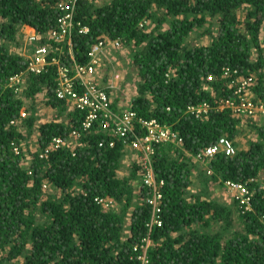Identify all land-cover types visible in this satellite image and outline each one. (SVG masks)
<instances>
[{"label": "trees", "instance_id": "obj_1", "mask_svg": "<svg viewBox=\"0 0 264 264\" xmlns=\"http://www.w3.org/2000/svg\"><path fill=\"white\" fill-rule=\"evenodd\" d=\"M59 1L0 0V264H143L138 255L144 251L134 248L146 237L151 244L144 264H264V124L246 117L256 138L243 148L234 140L242 117L222 103H240L237 78L255 75L251 91L264 104V0L76 1L75 22L89 29L81 33L78 27L73 34L77 62L86 63L103 36L120 39L121 50L127 48V66L133 68L129 72L140 80L133 105L137 116L168 125L184 139L183 147L154 146L160 225H150L153 205L147 200L155 189L139 183L137 163L130 175H118L123 142L116 140L111 147L109 135L92 131L82 138L84 146L75 157L63 148L48 159L26 144L40 121L37 95L46 89L47 103L67 120L40 124L42 148L53 137L67 138L80 129L84 118L83 112L69 110L57 99L55 65L27 76L29 106L6 84L28 68V59L11 52L7 43L16 41L25 25L39 34L57 29L64 14L57 8ZM199 29L204 31L198 36L209 35L210 43L191 38ZM47 44L55 45L43 38L32 49ZM63 52L62 62L71 63L69 50ZM202 104L209 108L199 118L190 107ZM25 106L28 131L21 132L10 122L21 117ZM222 136L237 151L215 155L208 173L196 156ZM24 145L33 159L32 174L23 167ZM15 146L22 150L16 152ZM46 181L61 194L46 191ZM225 181L250 186L255 192L251 211L244 212L233 197L228 204L215 196L213 184L225 187ZM194 185L197 191H192ZM99 197H111L118 206L106 210L96 202ZM135 197L142 201L135 203ZM129 212L132 234L125 238ZM44 213L47 218L41 222Z\"/></svg>", "mask_w": 264, "mask_h": 264}, {"label": "built area", "instance_id": "obj_2", "mask_svg": "<svg viewBox=\"0 0 264 264\" xmlns=\"http://www.w3.org/2000/svg\"><path fill=\"white\" fill-rule=\"evenodd\" d=\"M77 0H60L57 4V8L63 11V15L59 19L58 28L50 30L47 34H39L38 32L30 36L33 42L39 41L43 38L53 41L54 44H47L40 47H35L28 58V68L25 72H21L10 77L7 81V87L13 90L18 95L26 87L25 83L29 74L40 75L48 70L49 66H57V85L55 89V95L58 100L66 102L70 110H79L84 113L82 124L80 129H74L67 138L62 136H55L51 139L50 143L45 147H41L39 142L40 132H37L36 145L37 149H31V151L39 152L41 159H48L51 152L63 148H68L73 156L76 155L79 148L84 146L82 138L86 137V133L97 131L105 135L111 136L108 144L113 147L115 140L117 139L124 143V145H131L132 150L139 152L136 156H139V162L141 164V174L143 176V183L147 186H151L155 189L154 197L147 201L153 205V218L150 225L156 223L161 224L160 218L161 199L162 195L158 188V182L153 167V154L155 152V145L164 143H174L179 147H183L184 139L176 131H174L168 125H162L156 120H146L139 118L136 111L133 109L134 98L128 97L125 101H121L117 108L123 111L116 112L114 110V104L116 103L115 94L118 93L119 84L123 81L121 73L118 71L113 73L107 80V84L104 87L100 85L99 71L102 65L104 56L106 55V47L108 44L115 49H122L124 43L120 39L112 40L108 36H103L97 43H95L88 55V61L84 64L78 63L75 57V53L72 50V37L75 30L79 27V32L87 33L88 27L82 26V23L75 22V4ZM68 47L69 53L66 54L71 58V63H63V48ZM70 54V55H69ZM65 55V54H64ZM229 74V73H227ZM209 79H213L212 76ZM24 86H20V84ZM257 84V78L255 75H248L246 77H238L236 90L237 96L242 100L245 93L251 92V88ZM121 86V85H120ZM23 94V93H22ZM136 95H138L136 90ZM19 97V96H18ZM25 99V95L22 96ZM25 101L31 103L30 100ZM223 107L228 106L236 113L245 112L246 116H252L254 109L259 108V105L242 104L235 100H225ZM26 104V105H27ZM29 106V105H27ZM27 106L21 111V117L19 119L11 120L10 124L17 127L18 131L24 132L21 128L23 125V118H26ZM237 107V109H236ZM208 106L206 104L191 106L190 110L195 113L196 117L201 118L202 114L207 113ZM260 108L263 109V106ZM122 110V109H121ZM259 110V109H258ZM264 112V110H263ZM207 117V116H205ZM138 123V127L135 128L134 124ZM135 129H139L135 130ZM132 136V139H130ZM27 144V143H26ZM103 141L99 143L102 146ZM25 147V145H24ZM25 157L23 159V167L32 174V157L28 151L25 150ZM14 150L20 152L21 146H15ZM236 153V147L234 142L228 139L226 136H222L216 143L206 147L198 153L196 160L202 162L208 169V162L217 154H224L232 156ZM212 170L208 169V173ZM225 187L231 196L240 204L243 211H251L253 207L254 191L250 189L247 183L225 181ZM48 185L45 184L44 188ZM104 209L108 210L110 205L113 206L115 200L111 197H99L95 199ZM261 222L264 226V215L261 217ZM143 243L135 246V250L141 248L144 252L138 255V259L142 260L143 264L148 262L146 255V249L150 245V239L148 237L143 239Z\"/></svg>", "mask_w": 264, "mask_h": 264}, {"label": "rangeland", "instance_id": "obj_3", "mask_svg": "<svg viewBox=\"0 0 264 264\" xmlns=\"http://www.w3.org/2000/svg\"><path fill=\"white\" fill-rule=\"evenodd\" d=\"M98 4L101 5L103 3H109L112 0H97ZM240 16L244 17L245 15L240 12ZM203 29H199L197 30L195 33H193L191 35V38L194 39L195 42L197 43H205L208 44L211 42V37L207 34L205 35H201L200 37L198 36V34H201V32H203ZM37 33L36 29L29 26V25H25L22 27L21 31L19 32V35L17 37V40L12 42V43H7V46H9L10 51L13 53H17L20 54L22 56H24L25 58H29L31 56V53L34 49H32V40L30 39V36H33ZM261 38L264 39V29L262 31L261 34ZM1 43V41H0ZM68 47L65 45L64 48ZM263 47H264V42H263ZM63 48V49H64ZM122 52H124V54H121ZM127 53V48L121 50V49H115L111 46V44H108L106 47V55L103 58L102 61V65L100 67V71H99V79H100V85L102 87L105 86V84H107V80L110 78V76L115 73V72H119L122 74L121 77H123V81L119 84V90L118 93L115 94V97L118 98V104L122 101H125L126 98L128 97H135L136 96V90H137V85L140 82L139 77L137 75L135 76H131V72H129V69L131 67V69L133 70L132 66L128 67L127 64L128 60L126 59V54ZM70 55V54H69ZM26 85V83H25ZM121 85V86H120ZM20 86H24V84H20ZM25 87V86H24ZM24 89V88H23ZM44 93H41L37 96V100H36V105H37V109H38V116L41 118L39 121V124H41L42 122L45 123L48 122L49 120H58L61 121L63 123H66V116H63L61 118H58L57 116L59 115L58 111L56 108H52L48 103H47V89L43 91ZM22 92L20 94H18V96H22ZM240 97V96H238ZM255 95L251 92H247L244 94V96L242 97L241 103L245 104V102H247L249 105L252 103L254 105H259L260 107L263 106L262 108H257L254 109V114L252 115V117L250 116H246L245 112H239V113H235V115H240V117H242L240 123L237 125V129H238V134L237 137L234 138L235 141H240V144L243 148H247V145L249 144V141L256 138V133L254 131V129H252V127L249 125V120L253 119L257 122V124H264V104L258 100L255 101ZM27 105H30L29 102ZM228 107V106H225ZM232 109V108H231ZM237 109V107H236ZM259 109V110H258ZM249 117L250 119L248 120ZM23 126L21 127L24 131H28L27 125L26 124H22ZM38 126L35 125L34 127V131L32 134H30L29 137V141L27 142V146L28 148L31 147V149H37V145H36V139H37V131L36 128ZM239 144V143H238ZM236 147V146H235ZM25 148V147H24ZM26 150V149H25ZM237 151V148H236ZM136 153L134 152H128L123 158H122V167H120V169L118 170V175L120 177H124L126 175H130L131 173V169L133 168V165L137 163V165L140 167L141 169V164L139 162V160H136ZM139 183L144 184L143 183V176L141 174V171L139 170ZM141 178V179H140ZM261 180H263V176L261 177ZM51 185L48 184V186L46 188H44L46 191H49L50 193H54L56 195L61 194V192H58L57 190H55L54 188L50 187ZM213 192L215 194L216 197L220 198L221 201L225 202V203H232L234 200L231 196V194L226 190L225 187L219 186L217 183L213 184ZM192 191H197V187L194 185L192 187ZM142 199V198H141ZM139 197H135L134 202L135 203H139L140 201H142ZM116 205L118 206V204L115 202L112 205H110V209L112 207H116ZM131 212H129V214L126 216L125 220V224H124V236L129 237L132 233H131V224H132V219H131ZM46 214L44 213L43 215L40 214L39 216V220L41 222H44V220H46ZM236 222H239V213L238 211H236ZM240 227V226H239ZM151 244V241H150Z\"/></svg>", "mask_w": 264, "mask_h": 264}, {"label": "clouds", "instance_id": "obj_4", "mask_svg": "<svg viewBox=\"0 0 264 264\" xmlns=\"http://www.w3.org/2000/svg\"><path fill=\"white\" fill-rule=\"evenodd\" d=\"M121 75H122V74H121ZM42 93H44V92H42ZM137 93H138V91H137ZM23 94H24V93H23ZM40 94H41V93H40ZM38 95H39V94H38ZM38 95H37V96H38ZM136 96H137V95H136ZM135 98H136V97H135ZM30 102H31V101H30ZM117 105H118V99H116V103L114 104V107H115L114 110H115L116 112H120V111L122 112L123 109H124V107H121V109H122V110H121L120 108H119V109L117 108ZM36 107H37V105H36ZM69 110H70V109H69ZM74 110H76V109H74ZM40 119H41V118H40ZM50 121H56V122H59V121L56 120V119H55V120H49L48 122H50ZM60 122H61V121H60ZM23 123H24V121H23ZM42 123H44V122H42ZM45 123H46V121H45ZM24 124H25V123H24ZM136 124H138V123L136 122V123L134 124L135 128H137V125H136ZM138 125H139V124H138ZM37 126H38V127L36 128V131H37V132H38V131L40 132V130H39V126H40L39 122H38ZM135 130H137V129H135ZM24 132H25V131H24ZM130 137H131L130 139H132V136H130ZM109 138H111V136H110ZM114 140L116 141L117 139H114ZM123 144H124V143H123ZM124 146H125V149H124V150H125V154H124V156H125L128 152H130V151L136 153L137 155L139 154V152H137V151H135V150H134V151L132 150V146H131V145H127V146L124 145ZM81 148H82V147H81ZM79 149H80V148H79ZM79 149H78V150H79ZM69 151H70V150H69ZM70 153H71V152H70ZM71 155H72V154H71ZM72 156H73V155H72ZM124 156H123V157H124ZM73 157H75V156H73ZM136 160H139V156L136 157ZM45 184H47V185L49 184V185H50V183H48L47 181L44 182V185H45ZM44 185H43V187H44Z\"/></svg>", "mask_w": 264, "mask_h": 264}, {"label": "crops", "instance_id": "obj_5", "mask_svg": "<svg viewBox=\"0 0 264 264\" xmlns=\"http://www.w3.org/2000/svg\"><path fill=\"white\" fill-rule=\"evenodd\" d=\"M25 89V88H24ZM24 89L22 90V93H24ZM132 98V97H131ZM135 99V98H134Z\"/></svg>", "mask_w": 264, "mask_h": 264}]
</instances>
